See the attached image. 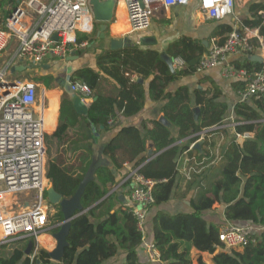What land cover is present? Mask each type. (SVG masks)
Masks as SVG:
<instances>
[{"label":"trees","instance_id":"1","mask_svg":"<svg viewBox=\"0 0 264 264\" xmlns=\"http://www.w3.org/2000/svg\"><path fill=\"white\" fill-rule=\"evenodd\" d=\"M15 6L17 5L12 8ZM261 11H264V3L251 5L250 17L243 19L240 29H258L264 38V18L260 15ZM10 14V11L4 12L0 16V23H4ZM233 29L232 24H222L217 27L214 36L221 37L219 42L222 44L225 35ZM79 38L80 41L88 40L90 44L96 40L84 35ZM207 51L208 47L202 43L195 44L189 38L179 40L169 47L167 53L174 59H183L185 66L172 73L162 59L161 52L129 44L121 50H109L99 55L98 70L83 68L73 73L72 80L91 87L94 100L89 105L88 115L81 116L73 108V99L64 97L58 130L53 136L46 135L45 138L49 140L48 154L51 159L47 167V179L63 199H70L76 194L95 155L94 143L89 137L78 132L80 138L75 140L67 135L68 128L77 127L84 122L88 129L99 133L102 129L109 132L118 126L117 112L126 118L137 116L144 109L147 96L144 83L134 80L133 76L150 80L149 94L152 102L167 101L162 113L179 131V137L175 138L173 130L158 121H152L151 129L146 123L142 128L129 126L121 129L105 145L103 153L112 160L113 167H98L95 179L88 183L81 198L84 210L88 211L72 221L69 246L65 249L60 264H105L123 252L126 254L125 264H141L139 248L144 236L138 230L136 218L116 194L108 196L111 188L117 185L114 169L121 167L117 152L124 151L129 162L134 164L133 167L139 168L140 174L157 181L153 207L171 200L177 186L179 158L189 151L191 144L200 139L197 136L204 130L221 127L228 111V105L219 101L222 94L217 87L197 89L193 93L187 86L180 87L173 93L168 91L172 83L197 73L200 60ZM235 67L250 74L264 69L263 64L249 59L237 62ZM104 79L111 80L116 86L114 95L106 96L102 93ZM37 82L47 84L50 88L54 78H39ZM247 86L248 81L234 83L238 91H245ZM193 95L196 105L193 104ZM51 98L57 100L56 94L53 93ZM251 101L240 102L235 108L238 122L244 123L236 128V132L239 135L253 133L254 137L246 140L243 145L234 138L220 162L208 172L204 170L197 175L198 169H195L191 182L195 183L197 189L195 199L191 202L193 212L171 215L158 211L153 217V243L164 264H193L192 250L199 253V264H206L201 256L203 253L210 255L212 264H264V99L251 98ZM65 106H69L71 111V117L66 121L63 119ZM54 107L57 112L44 115L46 134H51L56 128L58 101ZM196 107L200 108L198 120L194 114ZM220 133H223L222 130L206 134L203 154L195 150L197 168L214 161L215 158L210 156L211 150L207 149H213L216 143L210 142L209 137ZM53 139L57 142V147L51 145ZM145 139L162 152L153 160L145 155ZM181 139H189L190 145L183 148L176 146V142ZM60 153L68 155V158H57ZM76 154L77 159L72 163V157ZM192 155L191 153L189 156ZM217 203L225 206L227 221L236 226L251 224L256 228L246 245L228 249L220 241L223 225L210 223L205 218V214L212 211ZM50 220L51 227L64 221L61 208ZM259 230L261 231L258 232ZM58 231L59 228L54 230L55 233ZM31 239H28L25 246H17L9 256L0 258V264H51L49 253L37 246L35 238ZM29 244H32V250L26 255ZM10 247H15V243Z\"/></svg>","mask_w":264,"mask_h":264},{"label":"built area","instance_id":"2","mask_svg":"<svg viewBox=\"0 0 264 264\" xmlns=\"http://www.w3.org/2000/svg\"><path fill=\"white\" fill-rule=\"evenodd\" d=\"M115 1L124 3L130 34H138L151 27L158 6L181 7L192 0ZM196 1L207 20L220 22L234 16L238 0ZM30 13L33 18L27 21ZM94 23L91 0H23L18 8L12 9L7 20L0 23V53L7 50L12 40L18 43L12 63L0 70V232L3 241L37 239L47 230L51 214V205L46 199L50 183L44 106L38 104L35 83L8 79L10 68L15 61L24 66L26 62L43 65L54 58L65 60L88 45L80 41L79 34H90ZM253 34L256 33L248 28L243 31L234 28L222 44L213 39L197 68V72L202 73L223 66L224 78L248 81L246 90L241 93L243 102L250 98L264 99V69L250 74L228 64V60L237 53L253 52ZM184 66L183 59H174L175 69ZM67 84L73 95L85 104L92 102L94 91L89 85L71 78L67 79ZM239 137L247 139L251 134H238ZM125 181L130 184L128 207L144 236V250L152 262H158L161 260L159 251L154 243L145 239L157 181L145 178L139 168L132 170ZM19 199L24 201L19 202ZM254 231L253 227L229 224L221 230L220 241L228 249H238L248 243Z\"/></svg>","mask_w":264,"mask_h":264},{"label":"crops","instance_id":"3","mask_svg":"<svg viewBox=\"0 0 264 264\" xmlns=\"http://www.w3.org/2000/svg\"><path fill=\"white\" fill-rule=\"evenodd\" d=\"M254 3H264V0H251V2H249L248 4V7L242 12H240L238 9V6H236L234 16L229 17L226 20H223L220 22L207 20L201 14L199 10V4L196 0H192L186 6L172 7L169 9H165V8L158 6L156 10V15L154 18H161V19L164 18L170 22V25L164 28L165 30L162 28L158 29L156 25H153L155 26V28H157L158 34L155 31L150 30V29L142 33L130 34L131 30L128 25V22L126 26L129 27V29L124 30L123 33L118 32L119 30L114 27L118 23L119 17L117 16V12L122 4V2H118L115 8V20L111 24H109V28L105 32L106 34L105 39L101 38L102 36L100 35V24L98 28L96 29L95 27L96 23H94L93 31H91V33L87 35L91 36L93 35V33H95L97 40H95L91 44L89 43L88 40L84 41V42H87L88 45L85 48L80 49L76 54L71 55L65 60H62L64 62L62 66L60 67V69H51V64L45 65L43 67L46 70L50 71V75H52L54 78V87L48 88L47 92L49 91L48 93L50 92L58 93L56 94L57 100L55 99V101L59 102V110H58V115L56 118V128L51 134H46V135L53 136L55 132L58 130V127L61 123L62 99L66 96H69L70 98L74 100L76 97L74 95L66 93L64 91V88L61 86V84L63 82L67 84V79L72 78V75L76 70L83 69V68H91L94 70H98L97 58L99 55H101L105 51L110 50L111 40L113 39L124 40L125 37L134 36V37H131V39L135 40L137 45H140L138 44L139 40L141 38H145L147 43L144 45H140L142 48L157 50L161 52V54L163 53L168 54L167 50L169 49L170 46H172L179 40H182L183 38H189L193 40L195 44H199V43L204 44L206 47H208V51H209L212 45L213 39H217L219 41L221 39V37L214 36V33L217 30V27L222 24L228 23V24H232L233 28L240 29V26H241L240 24L243 21V19L246 17H250L249 9L251 5H253ZM12 9H13L12 6H10V8L7 11L11 12ZM192 11H195V23L194 22L190 23L189 20L187 19L188 18L187 14H189V12H192ZM2 14L3 13H0V16ZM124 14H125V19H126L125 9H124ZM260 15H262L264 18V11H261ZM32 18H33L32 14L30 13V15L28 14V17L26 18V20L31 21ZM235 18H237L238 20H236ZM151 27H152V24H151ZM244 29H240V30L243 31ZM250 30L256 33V34H253V38H252V44L254 46L253 52L250 54H245V53L234 54L230 56L228 60V64L235 66L237 62H244L246 59H249L250 56L260 57L264 61V38L260 35L258 29H250ZM159 32H161V34ZM227 35H225V37ZM259 38H261L262 41ZM255 40L257 41L256 43L253 42ZM17 49H18L17 41L12 40L7 50L0 53V67L4 68L6 64L12 63V60L14 56L16 55ZM82 50H85L87 52L82 53L81 52ZM250 61L257 62V61H252V60ZM257 63H260V62H257ZM13 65H16L15 69L19 67L21 68L26 67V66H23L18 61H15L12 64V66ZM176 70L177 69H175V71ZM57 79H59V82H57ZM133 79L138 81L140 78L133 76ZM237 81H242V80H229V79L224 78L223 66H219L213 69L206 70L202 73L197 72L195 73V75H192V76L182 77L179 81L172 83L168 87V91L172 93L177 91L180 87H183V86H187L192 93L194 90H197V89L198 90L214 89L217 87L219 88L220 93L222 94L219 101L224 102L228 105V111H227L224 123L221 127H213L214 129L213 128L206 129L197 136L200 138L198 141H203L202 152L199 151L201 154H203V149H205L204 143H205L206 134L210 132H214V131H219V130H222L223 132L218 135L214 134L213 136L209 137L210 142L216 143V146L213 149H210L209 147L207 150H211L210 156L214 157L215 159L213 162L207 163L205 167L202 166V167L197 168L198 165L195 161V150L196 149H193L195 143L190 145L189 139H181L178 142H176L175 144L176 146H180L183 148V147L190 145L189 146L190 149L188 152L183 153V155H181V157L179 158V166H178L179 175L177 178V186L175 188V192L171 200L158 207H153L150 211L149 219L147 223V236L145 238L148 242L153 243L154 228H153L152 219L158 211L169 213L171 215H176V214H181V213L188 214V213L193 212L191 202L192 200L195 199V194L197 192V189L195 187V183L191 184V182L193 181V177L195 176V169H198V171L196 172L197 175H199L204 170H207L208 172L211 167L217 165L220 162L228 145H230V143L232 142L234 138H237L238 134L236 132V128L239 125L244 124L243 122H238L239 118L236 116V113H235V108L237 104L240 102L241 103L243 102L241 101V93L244 91V90L243 91L236 90V88L234 87V83ZM142 83H144L145 88H146L147 103L144 109L137 116L126 118L122 115V113L117 112L118 113L117 114L118 126L116 129L109 131V132L103 131L102 129V131L99 133L96 130H91V129L86 128L85 123L83 124L84 130H82L81 133L87 135L90 141L94 143L95 155L93 158L95 160V168H98L100 166L113 167L112 160L108 156L104 155L103 149L105 145L108 144L112 140V138L121 129L125 127H129V126H136V127L142 128L144 123H146L148 128L151 129L153 127L151 122L152 121L159 122L160 117L164 115L162 113V109L167 104V101L152 102L150 99V94H149L150 80H143ZM101 90H102V93L106 96L114 95L117 91L114 83L108 79L103 80ZM93 100H94V96H93ZM246 102L251 103L252 102L251 98L246 100ZM193 104L196 105V98L194 97V95H193ZM43 106H44L43 115H45L46 113H48V112L45 113V111L49 108V100L47 98L45 99ZM51 108H52V104H51L50 109ZM55 112H57L56 109L54 113ZM112 122L113 121L111 120L110 123ZM170 130H173V135L175 138L179 137V131L175 129L174 126ZM74 131L76 133L80 132L79 125L77 127L70 126L67 130V135L71 137ZM249 134H251V137L247 138V140L254 137L253 133H249ZM193 137H196V136H193ZM53 142L55 143L56 146H58L57 142L54 139H53ZM143 146H144V149L146 150L145 155L152 160L155 157H157L160 153H162L159 149L153 146V143L151 141L147 139L143 141ZM151 152L153 153L152 156H150ZM191 153L193 154L192 157L189 156ZM117 158L121 166L120 169H114V172L117 178V185L111 188V191L108 194V196L112 194H116L118 198L120 199V201L122 202V204L128 207L130 205V194H131L130 190L131 189H130L129 182H126L125 180L128 178L131 171L135 170V168L133 167L134 164L129 162V159L127 155H125L124 151L122 150L118 151ZM224 213H225V206L217 203L214 206V209L212 211H209L205 214V218L210 223L223 225V228L229 224L235 225L234 223L226 220ZM55 227L56 226L48 227L47 231L41 234L36 239L37 246L39 248H43L49 254L52 253L56 249V246H57V242L54 238V234H56L57 232L55 233L54 230L58 228H55ZM239 227H253L255 229V227L251 224H245L244 226H239ZM51 231H53V233ZM42 238H45L47 241L42 242L41 240ZM28 239H31V238H25L21 240H28ZM15 241L17 240L10 241V242L3 241L2 236H0V258L9 256L10 253L14 251L15 248H17V246L13 248L10 247V245L13 244ZM4 246H8V248ZM35 253L33 257L35 256ZM195 254L197 255V260H198L199 253L196 250H192L193 261H194ZM201 256H202L203 261L206 264H212L210 261V258H211L210 255L203 253ZM204 257L206 258L208 257V261L205 260L206 258ZM139 258H140L141 264H164L161 260L158 262H152L149 258L148 253L144 250L143 244L141 248H139ZM50 260H51V264L61 263V262L54 261L51 257H50ZM125 262H126V254L123 252L117 257L110 259L105 264H125Z\"/></svg>","mask_w":264,"mask_h":264},{"label":"water","instance_id":"4","mask_svg":"<svg viewBox=\"0 0 264 264\" xmlns=\"http://www.w3.org/2000/svg\"><path fill=\"white\" fill-rule=\"evenodd\" d=\"M17 6L15 8H18V6L21 4V0H16ZM91 6L93 10V19L96 24H100V35L102 36V39L106 38L105 32L109 28V24H111L115 20V8H116V1L115 0H91ZM54 39H57V37H54ZM146 39L141 38L138 42L140 45L146 44ZM129 44H136L135 40H116L113 39L110 42V50L116 51L121 50L125 47H127ZM164 62L168 65L170 71L172 73H175V67H174V58H172L170 55L163 53L161 55ZM250 60L257 61L263 64V59L257 56H250ZM26 67H19L16 68L17 71H25ZM57 82H59V79H57ZM139 82H143L142 79H139ZM61 86L64 88V91L68 94L73 95L70 87L68 84H65L64 82L61 84ZM73 108L74 110L81 116H87L89 112V105L85 104L79 97H75L73 100ZM195 119L198 120L200 115V108L196 107L194 109ZM159 123L163 124L169 129L173 128V125L166 119L164 115H162L159 119ZM214 129V128H213ZM246 138L239 137L238 143L243 145L246 142ZM202 145L203 141H198L195 143L193 149H196L200 152H202ZM152 152L150 153V156H152ZM152 160V159H150ZM97 168H95V160L93 158V162L91 165L90 170L84 177L82 183L79 186L78 191L76 194L70 198V199H63L62 195H60L53 186L49 185L46 194H47V200L51 206H60L62 214L64 216V221L57 225L55 228H59V231L54 234V238L57 242L56 249L50 253V257L57 262H61L64 254L65 249L69 246L68 243V236L71 230L72 221L76 219L77 217L81 216L82 214L86 213L88 211L84 210L81 198L82 195L85 192V189L91 181L95 179V172ZM32 250V244H29L26 255H29Z\"/></svg>","mask_w":264,"mask_h":264},{"label":"rangeland","instance_id":"5","mask_svg":"<svg viewBox=\"0 0 264 264\" xmlns=\"http://www.w3.org/2000/svg\"><path fill=\"white\" fill-rule=\"evenodd\" d=\"M21 1H23V0H21ZM249 2H251V0H238L237 6H238L239 11L242 12L243 10H245L248 7ZM13 5H17L16 0H14L13 2H11L9 0H0V13L7 12V10L10 8V6H13ZM124 9H125V7H124V5L122 3L121 7L119 8V10L117 12V16L119 17L118 20L125 19ZM187 15H188L187 19L189 20V22L190 23H193V22L195 23V11L189 12V14H187ZM185 17H187V16H185ZM153 25H156V27L158 29H160V28L164 29V28H166V27H168L170 25V22L167 21L164 18H162V19L161 18H153L152 19V27H150L149 29L153 30V31H155L157 33V28H155V26H153ZM98 26H99V24L95 25L96 29L98 28ZM128 29H129V27L126 26L125 30H128ZM118 32H120V33L122 32L123 33L124 30H119ZM159 33L161 34V32H159ZM94 34L95 33H93V35H91V36L90 35H84V36H89V37L95 38L97 40L96 34L95 35ZM80 35H83V34H79V37H80ZM131 37H134V36H128V37H125V39L130 41V40H132ZM81 52L85 53L87 51L82 50ZM63 62L64 61H62V59H58V58H54V59H52L50 61H47L43 65L32 64V63L26 62V63H24V66H26L27 69L25 71H22V72H19V71L17 72L16 69H15L16 65H13L10 68V74H9L8 79L9 80H22V81H28V82L35 83L37 85V88H38V104L44 105L45 99L47 98L49 100V108L45 111V113H46V112H49V109L51 107V101L53 100L51 98L52 95H50V93H48L49 91L47 92V89H48L47 84H44V83H41V82H37V80L39 78H45V77H49L50 80L53 79V76L50 75V71L46 70L43 67L45 65L51 64V69H60V67L62 66ZM0 70H2V67H0ZM51 87H54V82H53ZM55 94H58V93L55 92ZM70 117H71V111L69 109V106H65V109L63 110V119H64V121L68 120ZM83 124H84V122H82L79 125L80 132L82 130H84V125ZM71 138H73L75 140L79 139L80 138L79 137V133H76L74 131V133L71 136ZM45 143H46V146H47V167H48V164H49V162L51 160L50 157H49V154H48V149L50 148L49 147V140L45 139ZM51 145H53V147H57L53 141H51ZM77 156H78V154H76V155H74L72 157L73 158V160H71L72 163L76 161ZM63 157L68 158V155L60 153L59 157H57V158L62 159ZM52 158H54V156H52ZM46 199H47V194H46ZM18 201L19 202H23L24 200L23 199H19ZM50 208H51V214H50V219H51V216L55 217L60 212V208L61 207L57 205V206H51ZM50 224H51V220H50V223L48 224V227H50ZM260 231L261 230H259L258 232H260ZM51 232L53 233V231H51ZM31 240H33V239H31ZM41 240H42V242H46L47 241L45 238H42ZM27 241L28 240H17L14 243H15V246H25L27 244ZM204 258H206V257H204ZM205 260L208 261V257ZM193 264H199L198 261H197V255L196 254H195V257H194Z\"/></svg>","mask_w":264,"mask_h":264},{"label":"bare ground","instance_id":"6","mask_svg":"<svg viewBox=\"0 0 264 264\" xmlns=\"http://www.w3.org/2000/svg\"><path fill=\"white\" fill-rule=\"evenodd\" d=\"M123 3V2H122ZM123 5H124V3H123ZM125 7V6H124ZM126 25H127V21H126V19H120V20H118V23L114 26L116 29H118V30H125L126 29ZM53 94V92H50V95H52ZM51 104H52V108L49 110V112H54L55 111V108H54V106H55V104H56V101H55V99H53L52 101H51ZM45 131V130H44ZM0 236H2L1 235V232H0Z\"/></svg>","mask_w":264,"mask_h":264}]
</instances>
